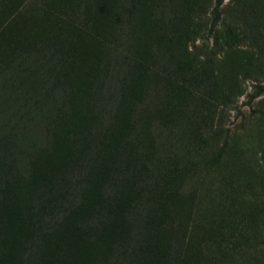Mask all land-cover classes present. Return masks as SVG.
I'll use <instances>...</instances> for the list:
<instances>
[{"label": "rangeland", "instance_id": "obj_1", "mask_svg": "<svg viewBox=\"0 0 264 264\" xmlns=\"http://www.w3.org/2000/svg\"><path fill=\"white\" fill-rule=\"evenodd\" d=\"M213 5L0 0V264H38L41 222L65 221L70 264H264V0ZM41 118L121 180L94 233L77 221L96 197L26 163Z\"/></svg>", "mask_w": 264, "mask_h": 264}, {"label": "trees", "instance_id": "obj_2", "mask_svg": "<svg viewBox=\"0 0 264 264\" xmlns=\"http://www.w3.org/2000/svg\"><path fill=\"white\" fill-rule=\"evenodd\" d=\"M223 0H214V5L212 8L213 21H216L219 15V9ZM254 94L250 96L252 101L254 98L264 93V85L254 86ZM43 119V137L40 139L39 143L29 152V157L27 164L31 167L43 168V166L50 165L51 171L55 174L58 179L62 182H77L79 181L80 186L83 188L84 193L91 196H95L96 199L93 204H88L89 211L95 209L94 212L86 214V218L81 221H77L78 227L85 231L86 229L92 230L94 233V227L97 224L100 216L97 213H102V207L106 206L110 200V194L108 193L107 187L113 186L114 183H117L118 190L121 191V180L117 178L113 179V176L105 175L102 177L103 172L108 169L107 162L103 159V152L98 157L97 150L90 151L91 143L90 140L86 141L82 137V141H78L76 149L71 153L67 154L65 142L57 133L56 123L54 120ZM40 119V120H41ZM88 138V137H87ZM1 141L3 143H1ZM11 145L9 138L3 137L0 139V150L7 151L8 147ZM95 147V146H92ZM96 153V155L94 154ZM22 165V164H21ZM27 166L26 164H24ZM20 167V165H19ZM135 167V162H132V168L130 170L133 173L129 177L128 188L134 192L137 190V183L140 182V175H137V168ZM26 169V168H25ZM24 171H27L24 170ZM113 179V181H111ZM144 180V179H143ZM144 183V182H142ZM146 188V187H145ZM116 188L112 193H115ZM138 192V191H137ZM39 189L35 192V198L40 195ZM96 202V203H95ZM113 218L115 217L112 216ZM103 218V217H102ZM125 229L121 235H118V240L122 243L132 242L131 245H136V238L132 236L134 230V221L133 219H125ZM111 218L103 220L99 223V226H102V229H105L111 224ZM146 217L144 218V222ZM142 223L143 225H138V228L143 229L146 222ZM43 233L40 234L41 239V248L37 251V260L38 264H70L69 256L67 259L65 249L73 248L77 243L76 238L79 236L78 232L74 226L70 227V223L67 221L60 222L56 226L42 224ZM88 225V226H87ZM90 227V228H89ZM81 229V230H82ZM44 235V236H43ZM75 245V246H74ZM134 245V246H135ZM67 252V251H66ZM134 262V255L131 256Z\"/></svg>", "mask_w": 264, "mask_h": 264}]
</instances>
